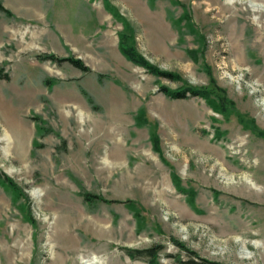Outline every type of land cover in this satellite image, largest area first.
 I'll return each instance as SVG.
<instances>
[{"label": "rangeland", "instance_id": "obj_1", "mask_svg": "<svg viewBox=\"0 0 264 264\" xmlns=\"http://www.w3.org/2000/svg\"><path fill=\"white\" fill-rule=\"evenodd\" d=\"M0 1V264H264V0Z\"/></svg>", "mask_w": 264, "mask_h": 264}, {"label": "trees", "instance_id": "obj_2", "mask_svg": "<svg viewBox=\"0 0 264 264\" xmlns=\"http://www.w3.org/2000/svg\"><path fill=\"white\" fill-rule=\"evenodd\" d=\"M0 12L4 13L6 15H11L9 10H6L1 1H0ZM119 51L122 54V56L133 63L136 66H139L143 69H145L148 73L151 75L158 77V78H165L171 81H174L176 79V76L171 73H166L163 71H160L158 68L154 67L152 64H150L145 58H143L141 55H139L133 48L125 46L122 42H119ZM38 59L42 61H51L53 63H62V62H68L70 65H72L74 68L87 73L90 72L89 68L86 67L81 60L75 59L73 57H65V58H57L52 54H47V55H40L38 56ZM8 79V74L5 72V70L0 67V80H7ZM160 91L168 98L170 99H175V100H180V99H187L189 97H204V94L200 93L197 90L188 88L183 91H176L172 92L166 87H161ZM90 101V100H89ZM215 111V110H214ZM259 135L264 137V133L258 131L257 132ZM151 141L153 143L154 148H158V139L156 135L151 136ZM7 181V180H5ZM8 182V181H7ZM82 197L85 202L91 203L92 201H104L100 196L97 195H91L89 193H84L82 194ZM177 247L180 249L187 251V249L181 245L176 243ZM162 247L161 246H155L151 247L149 249L143 250V251H134V250H126V254L129 258L135 259L136 257H143L146 258L147 260H152L155 257H157L159 251H161ZM188 253L192 254V252L187 251ZM203 264H209L206 261H202ZM189 263H194L193 261Z\"/></svg>", "mask_w": 264, "mask_h": 264}, {"label": "bare ground", "instance_id": "obj_3", "mask_svg": "<svg viewBox=\"0 0 264 264\" xmlns=\"http://www.w3.org/2000/svg\"><path fill=\"white\" fill-rule=\"evenodd\" d=\"M4 136H5V140H3V141H5V142H6V141H9L7 135L5 134ZM4 136H3V137H4ZM7 146H8V144H7ZM223 172H224V171H223ZM224 173H225L224 175L226 176V171H225Z\"/></svg>", "mask_w": 264, "mask_h": 264}]
</instances>
